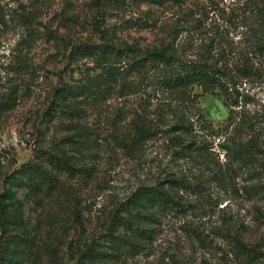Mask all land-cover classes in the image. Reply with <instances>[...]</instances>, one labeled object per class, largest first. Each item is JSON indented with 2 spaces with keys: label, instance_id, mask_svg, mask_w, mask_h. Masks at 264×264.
<instances>
[{
  "label": "rangeland",
  "instance_id": "rangeland-1",
  "mask_svg": "<svg viewBox=\"0 0 264 264\" xmlns=\"http://www.w3.org/2000/svg\"><path fill=\"white\" fill-rule=\"evenodd\" d=\"M231 2L221 5L234 7ZM188 3L203 6L207 0ZM146 21L152 26L135 27ZM175 21L176 9L169 7L98 11L90 0H0V262L81 264L89 248L107 249L110 232L126 236L118 224L138 186L203 170L198 163L176 162L162 140L146 144L137 158L126 155L122 141L142 119H169L158 98L115 94L97 102L90 92L66 101L59 96L64 89L79 91L98 73L91 60L71 59L67 44L96 42L99 29L111 34L115 46L152 49L169 40ZM48 32L64 44L50 40ZM197 106L212 125L224 122L220 98L203 94ZM37 150L66 157L72 165L70 171L49 169L59 180L52 193L36 195L6 181ZM244 186L239 177L227 191L214 185L184 195L194 206L188 220H164L139 254L98 264H240L227 233L259 253L264 264V196L249 198ZM11 191L14 198L8 197Z\"/></svg>",
  "mask_w": 264,
  "mask_h": 264
},
{
  "label": "trees",
  "instance_id": "trees-1",
  "mask_svg": "<svg viewBox=\"0 0 264 264\" xmlns=\"http://www.w3.org/2000/svg\"><path fill=\"white\" fill-rule=\"evenodd\" d=\"M225 1L207 0V5L194 6L188 0H90L98 11L127 5L174 8L176 21L167 30L169 40L152 49L115 46L111 34L99 29L96 42L67 44L71 59L91 60L98 73L79 91L61 90L60 99L87 96V92L97 102L115 94L158 98L169 119L167 115L165 123L161 118L155 122L147 116L142 119L122 141L126 155L137 158L146 144L162 140L173 149L176 162L187 166L198 163L203 170L138 186L126 202V218L118 224L126 236L110 232L104 239L107 249L89 248L81 264L139 254L159 233L164 220H188L194 206L185 202L184 195H199L214 185L227 191L233 180L241 177L248 185L241 188L247 197L264 196V0L261 5L256 0H232L234 7L221 5ZM149 23L135 27L147 29L152 26ZM29 24L30 19H25L24 26ZM47 35L64 44L58 34ZM261 93L262 98L257 97ZM203 94L221 99L227 110L222 124L215 126L204 118L197 106ZM50 168L70 171L72 165L66 157L37 150L33 159L9 174L6 181L12 188L36 195L52 193L59 188V180ZM8 197L14 198L15 191ZM16 216L20 217L19 212ZM224 237L240 264H261L259 253L238 237L229 233ZM0 264L22 263L4 259Z\"/></svg>",
  "mask_w": 264,
  "mask_h": 264
}]
</instances>
